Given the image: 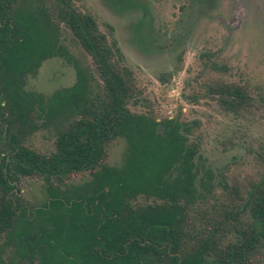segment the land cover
I'll return each mask as SVG.
<instances>
[{
    "label": "trees",
    "instance_id": "trees-1",
    "mask_svg": "<svg viewBox=\"0 0 264 264\" xmlns=\"http://www.w3.org/2000/svg\"><path fill=\"white\" fill-rule=\"evenodd\" d=\"M62 26L94 73L63 46ZM58 56L74 66L75 83L28 90L27 78ZM208 92L234 115L253 105L239 84ZM141 93L119 46L74 0H0V264H264V173L241 186L216 182L191 125L133 110ZM47 127L55 149L28 146ZM117 137L125 160L108 166ZM82 171L91 173L83 186H56ZM23 177L44 179L42 205L27 202Z\"/></svg>",
    "mask_w": 264,
    "mask_h": 264
},
{
    "label": "rangeland",
    "instance_id": "rangeland-1",
    "mask_svg": "<svg viewBox=\"0 0 264 264\" xmlns=\"http://www.w3.org/2000/svg\"><path fill=\"white\" fill-rule=\"evenodd\" d=\"M74 1L121 49L142 92L143 104L133 110L151 112L158 120L178 116L190 124L191 138L200 139L216 182L241 186L264 173V0ZM60 41L81 67L94 73L92 57L64 26ZM75 81L74 66L58 56L45 60L27 78L26 88L49 95ZM214 82L244 86L253 105L239 115L221 109L208 92ZM55 139V130L47 127L27 144L46 153L55 149ZM126 152V140L117 137L106 146L104 164L121 166ZM90 179V171H82L55 184L67 192ZM21 182L28 203L47 200L42 177ZM219 186L216 195L221 197Z\"/></svg>",
    "mask_w": 264,
    "mask_h": 264
}]
</instances>
